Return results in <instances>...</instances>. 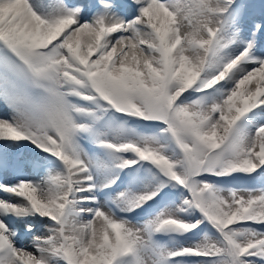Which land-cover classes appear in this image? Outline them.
<instances>
[{"label": "snow or ice", "instance_id": "1", "mask_svg": "<svg viewBox=\"0 0 264 264\" xmlns=\"http://www.w3.org/2000/svg\"><path fill=\"white\" fill-rule=\"evenodd\" d=\"M0 264H264V0H0Z\"/></svg>", "mask_w": 264, "mask_h": 264}]
</instances>
